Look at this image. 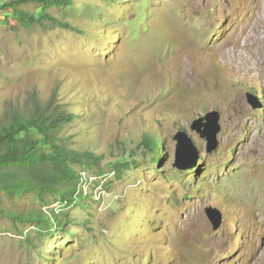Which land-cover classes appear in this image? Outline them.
<instances>
[{
	"label": "rangeland",
	"instance_id": "1",
	"mask_svg": "<svg viewBox=\"0 0 264 264\" xmlns=\"http://www.w3.org/2000/svg\"><path fill=\"white\" fill-rule=\"evenodd\" d=\"M50 13L76 30L26 29L0 11V110L57 91L77 116L74 148L100 160L79 168L75 204L44 208L61 228L0 216V264H264V0H72ZM214 111L208 153L191 126ZM183 131L204 158L191 171L174 167ZM147 133L163 139L159 163Z\"/></svg>",
	"mask_w": 264,
	"mask_h": 264
},
{
	"label": "trees",
	"instance_id": "2",
	"mask_svg": "<svg viewBox=\"0 0 264 264\" xmlns=\"http://www.w3.org/2000/svg\"><path fill=\"white\" fill-rule=\"evenodd\" d=\"M70 4L72 0H7L0 4V11L12 9V17L26 29L39 26L76 30L73 23L50 13L51 8ZM24 5L39 9L31 11L24 9ZM57 96L54 91L44 100L35 93L0 110V216L13 222L61 228L60 215L44 208L51 206V199L75 204L84 196L79 168L90 169L100 160L94 151L74 148V137L67 129L77 116ZM143 146L155 154L154 163L161 162L162 138L147 133ZM2 195L10 198L32 195L39 207L10 205Z\"/></svg>",
	"mask_w": 264,
	"mask_h": 264
},
{
	"label": "water",
	"instance_id": "3",
	"mask_svg": "<svg viewBox=\"0 0 264 264\" xmlns=\"http://www.w3.org/2000/svg\"><path fill=\"white\" fill-rule=\"evenodd\" d=\"M220 119L219 112L214 111L195 120L191 126L192 130L196 131L201 138L207 140L208 153H213L219 147L218 135L222 131ZM174 140L177 142L174 167L182 171L196 169L204 158L194 137L187 131H183L177 133ZM206 213L212 221L214 229L218 230L223 222L222 213L213 208H208Z\"/></svg>",
	"mask_w": 264,
	"mask_h": 264
},
{
	"label": "bare ground",
	"instance_id": "4",
	"mask_svg": "<svg viewBox=\"0 0 264 264\" xmlns=\"http://www.w3.org/2000/svg\"><path fill=\"white\" fill-rule=\"evenodd\" d=\"M253 42H254V44L256 43L255 42V40H254V38H253V36H250L249 37ZM250 40V41H251ZM259 43H260V46L259 47H264V35H262V37H261V40L260 41H258ZM250 43V42H249ZM257 44V43H256ZM255 46V45H254ZM254 46H253V48H254ZM258 47V46H257ZM258 49V48H257ZM262 49L261 48H259V53H262V52H260ZM256 137V136H255ZM260 142V141H259ZM259 142H257V137H256V139L254 138V135L247 141V143H246V146L249 148V149H256L258 152H260V143ZM231 264V263H230ZM239 264V263H238ZM244 264V263H243Z\"/></svg>",
	"mask_w": 264,
	"mask_h": 264
}]
</instances>
